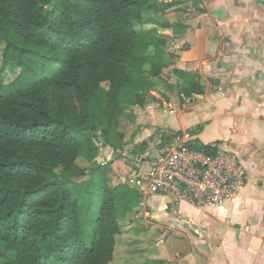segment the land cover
Listing matches in <instances>:
<instances>
[{
	"label": "trees",
	"instance_id": "16d2710c",
	"mask_svg": "<svg viewBox=\"0 0 264 264\" xmlns=\"http://www.w3.org/2000/svg\"><path fill=\"white\" fill-rule=\"evenodd\" d=\"M170 6L158 0H0V264H112L128 186H111L110 163L87 160L81 172L90 176L73 179L94 184L98 198L84 227L58 170L79 167L81 152H91L88 158L100 153V140L83 131L80 112L89 110L94 95L104 101L96 126L103 137L111 146L112 136L124 137L121 118L145 104L167 66L166 40L143 26L150 13ZM7 67L18 72L11 83H5ZM192 92L203 89L195 85Z\"/></svg>",
	"mask_w": 264,
	"mask_h": 264
},
{
	"label": "crops",
	"instance_id": "0c3cea01",
	"mask_svg": "<svg viewBox=\"0 0 264 264\" xmlns=\"http://www.w3.org/2000/svg\"><path fill=\"white\" fill-rule=\"evenodd\" d=\"M158 3L170 9L150 13L143 29L166 40L167 66L145 104L121 118L124 137L98 156L111 165V186H128L112 264H264V0ZM175 137L201 150L225 142L239 154L247 186L237 202L199 208L131 184Z\"/></svg>",
	"mask_w": 264,
	"mask_h": 264
},
{
	"label": "built area",
	"instance_id": "2783aa9c",
	"mask_svg": "<svg viewBox=\"0 0 264 264\" xmlns=\"http://www.w3.org/2000/svg\"><path fill=\"white\" fill-rule=\"evenodd\" d=\"M130 182L144 196L165 193L176 203L209 208L237 202L247 174L242 158L225 142L201 150L188 138L175 137L148 174Z\"/></svg>",
	"mask_w": 264,
	"mask_h": 264
},
{
	"label": "rangeland",
	"instance_id": "374dc122",
	"mask_svg": "<svg viewBox=\"0 0 264 264\" xmlns=\"http://www.w3.org/2000/svg\"><path fill=\"white\" fill-rule=\"evenodd\" d=\"M2 53L0 52V57H1ZM12 70L7 67L6 71H5V83H11L15 80L17 73H12ZM103 85V84H102ZM103 87H105L103 85ZM103 98L100 95H94L93 97V101L90 103V107L88 111H81V114L85 117V123L83 125V131L86 132L89 135H96V137H98V139L100 140V143H98V149L100 150L99 152L101 153L102 151L104 152L105 149H108V153L111 151V142L108 139V137H103V134L101 133V128L96 127L97 124L101 121L99 119V115H100V111L102 109L103 106ZM95 113V114H94ZM97 115L96 118L93 119V116ZM95 121V125H93V122ZM100 129V130H99ZM97 131V132H96ZM167 141L163 144V147L166 146ZM136 149H134L132 151V154H137ZM91 154V152L88 151H84L81 152V155L83 156V158H80L78 160V166L76 168H73L72 170H70L69 172H62L60 170H58V173L61 174V176L63 177V181L66 183V185L69 187L71 193H72V197H73V204L76 206L79 215L82 217L83 219V226L85 227V219H90L89 215H92L91 209H90V203L91 201H97L96 196L93 195V188L95 187L94 184H92L93 186L91 187V184H89L88 186H82L81 184H77L73 181L74 177L76 178V176L78 175H83L82 174V170L81 168L85 169L88 168L90 166V164L88 163L87 160H89L90 162L94 163V159H98L96 161V163H102V156H100L98 158V154L97 153H92V157L93 158H88V156ZM86 159V160H85ZM108 160V157H107ZM103 164V163H102ZM100 165V164H99ZM112 172V170L110 171ZM90 176V175H89ZM88 173L85 172L83 175V179H87ZM117 182H119V180H117Z\"/></svg>",
	"mask_w": 264,
	"mask_h": 264
},
{
	"label": "water",
	"instance_id": "95a60500",
	"mask_svg": "<svg viewBox=\"0 0 264 264\" xmlns=\"http://www.w3.org/2000/svg\"><path fill=\"white\" fill-rule=\"evenodd\" d=\"M96 145H99V144L96 142Z\"/></svg>",
	"mask_w": 264,
	"mask_h": 264
}]
</instances>
